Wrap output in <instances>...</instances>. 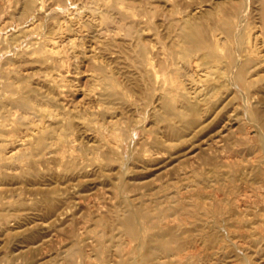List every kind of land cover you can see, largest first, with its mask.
I'll return each mask as SVG.
<instances>
[{"label": "bare ground", "instance_id": "bare-ground-1", "mask_svg": "<svg viewBox=\"0 0 264 264\" xmlns=\"http://www.w3.org/2000/svg\"><path fill=\"white\" fill-rule=\"evenodd\" d=\"M229 91L264 152V0H0V264H261L264 159L213 145Z\"/></svg>", "mask_w": 264, "mask_h": 264}, {"label": "rangeland", "instance_id": "rangeland-1", "mask_svg": "<svg viewBox=\"0 0 264 264\" xmlns=\"http://www.w3.org/2000/svg\"><path fill=\"white\" fill-rule=\"evenodd\" d=\"M235 2L237 1V0H234ZM250 19L252 20V14H250ZM158 19H154V21H157ZM150 34H151V32H150ZM86 41H87V39H86ZM72 77H73V75H72ZM77 81H79V80H76V82ZM75 82V83H76ZM82 82V81H81ZM78 83V82H77ZM89 85L87 84V87H88ZM252 91H255V90H252ZM260 94H259V98L257 97V98H255L254 100L253 99H250V102L251 103H255V102H257V101H264V94L262 93V92H259ZM252 94H254L253 92H252ZM229 96H230V98H229ZM71 99H80L81 98V92H76V93H72L71 94ZM138 96L137 95H135L134 97H133V99L135 100L136 98H137ZM224 98H225V103H224V108L223 109H221V110H219V111H217L218 113H216V111H214V110H212L211 111V114H213L214 116H215V114H217V116H215V118H216V120H215V122H214V124H213V126L211 127V129H213L214 127H217L218 126V123H219V125H220V123L222 124V121L224 120V119H228V118H232V122H233V124H234V126L232 127V129L230 130V132H228L229 134H227L224 138H216L218 141L217 142H215L214 141V143H213V145H216V146H218V147H216V146H214V147H216L215 149H219L218 150V152H219V154L222 152L223 153V155L225 154V156H224V158L222 157V156H220V159H218V160H237V159H239V160H242V159H244V158H248L249 160H262V159H264V152H263V144H262V142H261V140L258 138V137H256V136H254L256 133L255 132H253V134H248L249 133V130L251 129V128H253L254 127V125H255V121L259 118V115L258 116H256L257 115V113H250V114H247L245 111H244V109H243V107L241 106V99L240 98H234V96H233V94L229 91L228 93H226L225 95H224ZM229 98V99H228ZM237 99V100H236ZM239 102V103H238ZM234 104V105H233ZM237 104V105H236ZM137 108V107H136ZM234 109V111H233V109ZM134 110H135V108H134ZM133 112V114L135 113V114H137L138 112H137V110H135V111H132ZM132 112H129V114L130 115H132ZM225 112V113H224ZM231 112V113H230ZM233 112V113H232ZM240 112V113H239ZM142 113H144V112H142ZM215 113V114H214ZM226 113H228V115H225ZM134 114V115H135ZM237 114V115H236ZM240 114H242V115H240ZM248 115V116H247ZM241 118H240V117ZM249 117V118H247V117ZM238 117V118H237ZM247 118V119H246ZM255 118V119H254ZM239 119V120H238ZM238 120V121H237ZM245 120V121H244ZM247 120H248V122H247ZM254 120V121H253ZM217 121V122H216ZM220 121V122H219ZM236 121V122H235ZM242 121V122H241ZM251 121V122H250ZM244 123H246V125L244 124ZM248 123H249V125H248ZM254 123V124H253ZM238 124V125H237ZM245 126V127H244ZM163 128H161V132L162 133H165V128H164V126H162ZM232 133V134H231ZM245 133V134H244ZM206 133L204 132L203 134H201V136L199 137V138H201L202 139V137H204L202 140H199L198 141V138L196 139V144H197V148H198V146H200V145H205L204 143H206V141H207V138L208 137H205L204 135H205ZM160 135V134H159ZM237 135V136H236ZM240 137V138H239ZM224 141V142H223ZM229 141V142H228ZM238 142V143H237ZM220 143V144H219ZM234 145H233V144ZM240 143H241V145H240ZM249 143V144H248ZM200 144V145H199ZM218 144V145H217ZM239 144V145H238ZM254 144V146L252 147V145ZM188 145V144H187ZM187 145H185V146H187ZM228 145V146H227ZM249 145H251V146H249ZM222 146V147H221ZM233 146V147H232ZM238 146V149L237 148H235V147H237ZM243 149L244 147V149H243V151L240 149ZM205 148V147H204ZM222 149V150H221ZM230 149V150H229ZM235 149H237V151L235 150ZM245 149H246V151H245ZM204 152V153H202V151ZM250 150H253V152L252 151H250ZM242 152V153H241ZM196 154H197V156H201V155H205V153H207V150L205 149H198L196 152H195ZM221 153V154H222ZM251 153V154H250ZM242 154V155H241ZM250 155V156H249ZM227 156V157H226ZM229 156V157H228ZM237 156H239V157H237ZM235 157H236V159H235ZM259 157V158H258ZM261 157V158H260ZM230 158V159H229ZM191 159H189V158H187V157H182L181 158V161L182 162H185V165H188V164H194V167H200V165H202L201 166V170L203 171V173H202V175L206 178V184H207V186L205 187V190H206V193H208L209 195H212L213 194V191H214V182L211 180L212 179V177H211V174L210 173H207L206 171H207V169L208 168H211V164L210 163H206V164H202V161L199 159V157L198 158H195V159H192L191 161H190ZM190 162V163H189ZM196 163V164H195ZM199 165V166H198ZM171 166H169L168 168H170ZM165 168H163V170H164ZM169 171H170V173L172 174L171 176H174L173 174H174V169H169ZM158 172H161V170L160 171H158ZM157 172V173H158ZM163 172H166V171H163ZM150 173V172H149ZM164 174V173H163ZM170 177V176H169ZM169 177H165L164 179H162L163 181H165V180H169L168 178ZM97 183H98V186H97V188H94V189H92V191L90 192V193H92V194H94L92 197H93V199H96V200H100V198L102 199V198H105V197H108V196H111L112 195V193L114 192V189H113V186L111 185L110 186V184L109 183H114L113 181H107V180H105L103 177H100V178H97V180H95ZM104 182H106V184L104 183ZM161 182V181H160ZM208 182V183H207ZM101 184V185H100ZM100 185V186H99ZM209 185V186H208ZM105 186V187H104ZM219 186V185H218ZM211 189H210V188ZM223 189H225L224 190V192H226L227 190H226V188L224 187V188H222V190ZM106 191V192H105ZM108 192V193H107ZM110 192V193H109ZM212 193V194H211ZM106 194H107V196H106ZM170 200H171V198H170ZM175 204V203H174ZM79 212H81V211H79ZM85 213H87V210L86 209H84L83 211H82V214H85ZM78 220L79 221H83L84 220V217L83 216H81V217H79L78 218ZM91 224V223H90ZM54 229H52V235L51 236H49L48 238V240H47V242H46V245L44 246V248H43V250H40V251H37V252H34V253H28L27 255L26 254H24L21 258H20V261H22L23 263L24 262H26V261H28V259H30L29 261H31V260H41V258L42 257H46V259H50V261L51 260H53V259H55L54 257H56V255H57V253H58V251H59V249L64 245V244H66L68 241H63L61 238L63 237V236H65L66 235V228H63V227H57V228H55V227H53ZM103 227L102 226H100V227H98V229H102ZM57 230V232H56V230ZM54 231V232H53ZM55 237V238H54ZM9 238V237H8ZM49 242V243H48ZM51 242V243H50ZM65 242V243H64ZM6 248H7V246H6V243H4V242H1V245H0V252H4L5 250H6ZM54 254H53V253ZM263 252V253H262ZM261 256V257H260ZM260 256H259V260H261V262L264 264V249H262V251H261V254H260ZM32 257H33V259H32ZM262 258V259H261ZM260 262V261H259ZM260 262V263H261ZM261 263V264H262Z\"/></svg>", "mask_w": 264, "mask_h": 264}]
</instances>
